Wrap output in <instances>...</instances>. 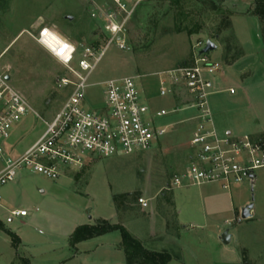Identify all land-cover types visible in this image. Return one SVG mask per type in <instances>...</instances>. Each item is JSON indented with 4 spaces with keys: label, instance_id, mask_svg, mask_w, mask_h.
I'll return each instance as SVG.
<instances>
[{
    "label": "rangeland",
    "instance_id": "rangeland-1",
    "mask_svg": "<svg viewBox=\"0 0 264 264\" xmlns=\"http://www.w3.org/2000/svg\"><path fill=\"white\" fill-rule=\"evenodd\" d=\"M258 1L0 0V72L11 77V84L34 111L16 125L10 144L22 151L37 141L45 128L42 119L53 118L68 94L57 87L64 69L33 38L44 27L78 45H105L113 37L111 27L120 25L127 51L112 45L90 83L141 77L156 111H171L181 103L159 96L155 75L190 63L199 52L197 44L212 41L218 49L208 56L224 68L223 92L209 100L216 129L237 138L264 131V24L249 12ZM231 88L234 95L227 91ZM101 92L100 87L90 89L89 102H103ZM194 117L195 112L188 111L163 119L162 123L175 127L147 153L88 160L81 171L62 174L56 180L21 171L2 190L3 195L13 187L9 200H3L4 209L0 206V218L4 228L22 242L14 246L0 229V264H21L16 254L31 264H76L74 248L63 238L68 229L65 223L78 217L85 223L108 218L116 206L121 208V221L146 241L145 249L169 254L170 264H264V169L257 172L255 186L245 181L230 192L215 184L207 187L214 193L213 202L207 205L199 199L202 187L172 185L190 154L193 129L186 121ZM129 192L141 196L148 207H140L139 201L134 210L126 209L121 200L115 204L114 195ZM174 196L182 212L181 226L172 206ZM250 204L255 212L243 220L242 210ZM20 210L27 211L28 217L12 216ZM151 230L155 237L167 238L165 242L148 239ZM226 231L232 237L228 245L221 240ZM121 240V233L115 231L91 244L105 248Z\"/></svg>",
    "mask_w": 264,
    "mask_h": 264
},
{
    "label": "built area",
    "instance_id": "built-area-1",
    "mask_svg": "<svg viewBox=\"0 0 264 264\" xmlns=\"http://www.w3.org/2000/svg\"><path fill=\"white\" fill-rule=\"evenodd\" d=\"M110 30L113 37L105 45H78L47 27L33 37L64 69L65 73L57 78V87L68 94L53 118L42 119L43 134L17 157L8 153L6 142L14 127L34 111L28 99L6 79L9 75L0 72V206L2 190L21 171L56 180L62 174L81 171L88 160L147 153L175 127L162 123L163 119L188 111L195 112V117L186 121L195 123L190 139L193 156L187 169L174 177L172 185L215 184L229 192L245 181L254 186L257 172L264 169V134L243 138L219 134L209 100L223 92L220 82L224 68L208 54H202L207 43L197 44L199 52L190 63L155 75L159 80V96L181 103L180 108L171 111H156L150 106L151 99L143 90L141 77L90 83L112 45L127 51L122 27L113 25ZM95 87L102 88L103 102L99 104L90 103L87 98V92ZM227 91L236 93L233 88ZM139 203L148 207L144 199ZM28 215L27 211L12 212L13 217Z\"/></svg>",
    "mask_w": 264,
    "mask_h": 264
},
{
    "label": "crops",
    "instance_id": "crops-1",
    "mask_svg": "<svg viewBox=\"0 0 264 264\" xmlns=\"http://www.w3.org/2000/svg\"><path fill=\"white\" fill-rule=\"evenodd\" d=\"M234 95V94H233ZM151 99V98H150ZM173 101V100H172ZM188 124H191L192 127L191 129L194 130V127H195V123H188ZM19 125V124H18ZM17 125V126H18ZM194 125V126H193ZM17 126L14 127L13 131H12V135L10 137V139L6 142V149L8 151V153L14 157H17V156H20L21 154H23L28 148H30L34 143H31L29 146H26L22 151H17V149L15 148V146L13 144H10V141L14 135V131L17 129ZM193 130H192V133H193ZM219 132V131H218ZM191 133V135H192ZM219 134L221 136H224L223 134H221L219 132ZM261 134H264V131L262 130H258V131H254L253 133L247 135V136H258V135H261ZM227 135H231L232 136V133L231 132H227ZM241 136V135H239ZM193 156V151L190 149V154H189V157L187 159V163L184 167V170L183 172L187 169V167L189 166L190 164V161H191V158ZM2 167V162L0 160V168ZM177 175V174H176ZM175 175V176H176ZM174 176V177H175ZM258 176L256 175V178H255V182L257 180ZM14 183V182H13ZM256 183H254V186H255ZM214 184H210V185H204V186H198V187H202L200 190H199V199H200V202L202 205H207L206 203H212V199L214 198V193H213V190L210 189V188H207V187H212ZM219 186V185H218ZM220 187V186H219ZM182 188V187H181ZM184 188H187L189 189V187H184ZM183 188V189H184ZM207 189V190H206ZM13 190V187L12 189H6L4 191V194L2 195L3 196V200L4 202L5 201H8L9 198H10V195H11V191ZM127 194H130V195H134V192H129V193H126L125 195ZM141 194H139L140 196ZM115 196V195H114ZM114 196H113V201L115 202L114 200ZM139 199H141V196L138 197V201ZM212 201V202H211ZM3 203V201H2ZM116 204V203H115ZM136 204L138 203H134V204H130L127 206L126 209L130 210L132 209ZM179 203L177 201V198L176 196H174V199H173V202H172V206L175 208L176 210V218H177V221H178V225L181 226L182 225V220H181V209L179 207ZM2 206V205H1ZM140 206V205H139ZM248 206V205H247ZM246 206V207H247ZM132 207V208H131ZM142 207V206H140ZM115 213L114 215H111L110 217H97L96 219L92 218L90 223H85L84 222V219H82V217H78L76 218L74 221H69V222H66L65 224L68 225V229L67 231L63 234V238L64 240H67L69 242V245H70V238L72 236V234L75 232V230L80 227V226H84V225H96L97 222L99 221H107L111 224H114V225H118L120 224L121 226H123L124 228H126L129 233L136 239L138 240L145 248L147 244L146 241H143V239H141V237L135 235L134 233H132L128 227H127V223L126 221H121V218L119 216V212L117 210V206L115 207ZM4 207L2 206L1 207V210H3ZM255 209V207H254ZM254 209L252 210V214L254 211ZM134 210V208H133ZM20 211H23V210H20ZM202 211H204V207H202ZM243 211V210H242ZM26 218V217H24ZM155 219H153L151 221V223L153 224V222ZM115 221V222H114ZM0 222L2 224H4V221L2 220V218H0ZM202 226V225H201ZM188 227L185 226V229H187ZM154 233L156 232H153L151 230L150 234H149V237L148 239L150 240H153V242H158L160 243L159 241L162 239L163 243L165 242L164 240L167 239V238H159L160 236H154ZM110 234V233H109ZM109 234H106V235H103V236H100V237H96V238H93V239H90V240H87V241H84L82 243H79L75 249H74V252H75V255L73 256L72 260L74 263L76 264H127V261H126V256H122V253L123 255H125L122 247H121V242L120 241H117V244L115 246L113 245H109V246H106L105 248L101 247L102 244H99V246L97 244H91V243H95V241H99L101 239H105L106 237L109 236ZM154 237H153V236ZM19 239H20V242H22L20 236H18ZM152 238V239H151ZM156 244V243H155ZM166 244H168V242H166ZM92 245H94L93 247H91ZM97 245V246H96ZM71 246V245H70ZM94 247H97V248H94ZM159 248H164V247H159ZM153 252H161V251H153ZM16 256L18 257H21L19 256V254H16Z\"/></svg>",
    "mask_w": 264,
    "mask_h": 264
},
{
    "label": "trees",
    "instance_id": "trees-1",
    "mask_svg": "<svg viewBox=\"0 0 264 264\" xmlns=\"http://www.w3.org/2000/svg\"><path fill=\"white\" fill-rule=\"evenodd\" d=\"M254 16L259 18L264 24V0L256 2L255 7L249 10ZM264 40V37H262ZM115 203L122 201L125 207L130 204L138 203V198L134 195H124L122 197H115ZM121 200V201H120ZM120 211L121 208L117 207ZM0 229L5 231L13 241L14 246L20 243L17 235L7 231L4 225L0 222ZM118 231L121 233L122 242L121 247L125 253L127 264H170L172 258L167 253L153 252L145 249V247L136 240L129 231L121 225H114L107 221H99L96 225H84L78 227L70 238V245L75 247L84 241L100 237L112 232ZM17 249V248H15ZM21 264H31L30 261L23 257H18Z\"/></svg>",
    "mask_w": 264,
    "mask_h": 264
},
{
    "label": "water",
    "instance_id": "water-1",
    "mask_svg": "<svg viewBox=\"0 0 264 264\" xmlns=\"http://www.w3.org/2000/svg\"><path fill=\"white\" fill-rule=\"evenodd\" d=\"M68 20L72 21L73 19L71 17L67 18ZM218 49V46L212 42V41H208L206 44L205 49L202 51V54H209L211 52H214ZM8 81L11 80L10 76H7L6 78ZM254 209V204H250L247 207H245L242 211V219L243 220H247L250 219L252 217V210ZM231 235L229 233V231H226L225 233H223V235L221 236V240L224 244L228 245L231 242Z\"/></svg>",
    "mask_w": 264,
    "mask_h": 264
}]
</instances>
